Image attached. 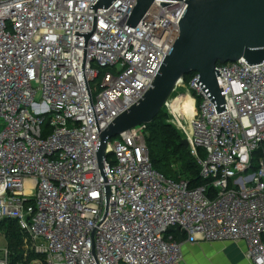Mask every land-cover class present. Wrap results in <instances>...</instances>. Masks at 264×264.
Wrapping results in <instances>:
<instances>
[{
    "label": "built area",
    "instance_id": "obj_1",
    "mask_svg": "<svg viewBox=\"0 0 264 264\" xmlns=\"http://www.w3.org/2000/svg\"><path fill=\"white\" fill-rule=\"evenodd\" d=\"M97 2L0 0V232L18 223L44 257L28 264H185V245L240 242L264 264V63L217 66L223 112L199 74L176 88L195 103L184 140L204 185L157 171L142 126L109 140L105 181L100 134L151 88L187 3L156 2L133 28L135 0Z\"/></svg>",
    "mask_w": 264,
    "mask_h": 264
},
{
    "label": "water",
    "instance_id": "obj_2",
    "mask_svg": "<svg viewBox=\"0 0 264 264\" xmlns=\"http://www.w3.org/2000/svg\"><path fill=\"white\" fill-rule=\"evenodd\" d=\"M117 0H98L90 9H108ZM127 25L136 28L156 2L163 7L187 3L179 21L180 34L161 65L151 88L132 107L118 116L100 134L97 153L102 176L107 181L104 162L109 140L133 129L153 123L175 93L179 83L191 74L213 103L217 113L226 111L217 76L218 65L241 59L250 65L264 63V0H135ZM182 144L188 148V142ZM110 189L106 187L109 208ZM180 245L185 234L172 229Z\"/></svg>",
    "mask_w": 264,
    "mask_h": 264
},
{
    "label": "trees",
    "instance_id": "obj_3",
    "mask_svg": "<svg viewBox=\"0 0 264 264\" xmlns=\"http://www.w3.org/2000/svg\"><path fill=\"white\" fill-rule=\"evenodd\" d=\"M193 74L184 78L188 83ZM160 116V115H159ZM157 119L148 125L150 138L147 141L150 156L154 168L164 174L172 172L173 162L180 156L182 163V172L175 171V177L188 179L192 182L194 187L202 186L205 182L200 178V168L196 164L194 158L191 156L190 151L182 142L183 138L171 128L162 119ZM173 160V161H172ZM177 161V160H176ZM215 191L211 188L209 197H213ZM1 229L6 231V240L8 244L9 254L12 257V264H28L37 258L44 259L43 256H37L27 250L29 246V239L25 232H23L16 221L6 222Z\"/></svg>",
    "mask_w": 264,
    "mask_h": 264
},
{
    "label": "rangeland",
    "instance_id": "obj_4",
    "mask_svg": "<svg viewBox=\"0 0 264 264\" xmlns=\"http://www.w3.org/2000/svg\"><path fill=\"white\" fill-rule=\"evenodd\" d=\"M100 81H97L96 83H93L92 86L95 88V90H98V84ZM186 88H178L176 90L175 93H173V95L171 96L168 104L169 106H165V108L162 110V112L160 113L159 119H162L164 122H166V124H168L169 126H171V128L173 130H175L180 137H182L183 139H185L186 137V132H188L189 127H190V123L188 121V119L185 117V115H183L181 112H177L176 109L174 108V103L178 100L179 97H181L182 95H187L188 93L185 94ZM199 103V102H198ZM150 125V124H149ZM139 129V128H138ZM139 131L144 135L146 141L149 140L150 138V131L148 125H144L142 126ZM117 140H119V137H116L114 139L111 140L112 143H115ZM200 155L202 158H206V152L201 149L200 150ZM180 156L178 158H176L173 162V167H172V172L170 174H164L162 173L160 170L159 172L164 174L166 177L168 178H175V171L178 170V172H182V163L180 162ZM108 160L110 162H112L113 157H109ZM177 160V161H176ZM254 165L255 167L258 165V157L255 155L254 156ZM173 161V160H172ZM155 169L157 170V168L155 167ZM8 247L7 244V240H6V233L5 232H0V250H4ZM224 249L223 247H221L220 250ZM218 250H216L214 253H212V260L208 259H204L203 255H206V253L204 254V251L202 250V248H196L194 251L193 249H190L189 251H187V264H227L228 262L225 260V255H218L219 252H217Z\"/></svg>",
    "mask_w": 264,
    "mask_h": 264
},
{
    "label": "crops",
    "instance_id": "obj_5",
    "mask_svg": "<svg viewBox=\"0 0 264 264\" xmlns=\"http://www.w3.org/2000/svg\"><path fill=\"white\" fill-rule=\"evenodd\" d=\"M221 247L224 249L220 250ZM196 248H202L204 251L203 255L204 259L212 260V253L216 250L219 252L218 255H225V260L228 262L227 264H251L250 260L246 256L247 246L245 243H200L195 245H185L184 247V257L185 264H187V251Z\"/></svg>",
    "mask_w": 264,
    "mask_h": 264
},
{
    "label": "bare ground",
    "instance_id": "obj_6",
    "mask_svg": "<svg viewBox=\"0 0 264 264\" xmlns=\"http://www.w3.org/2000/svg\"><path fill=\"white\" fill-rule=\"evenodd\" d=\"M173 105H174L173 109H176L177 112H181L183 115H185L189 123H191L195 113V103L193 98L188 94L182 95Z\"/></svg>",
    "mask_w": 264,
    "mask_h": 264
}]
</instances>
